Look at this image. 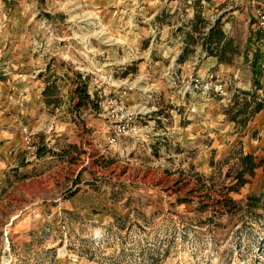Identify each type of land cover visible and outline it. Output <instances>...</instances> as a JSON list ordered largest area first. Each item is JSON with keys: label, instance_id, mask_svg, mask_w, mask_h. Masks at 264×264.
Listing matches in <instances>:
<instances>
[{"label": "rangeland", "instance_id": "374dc122", "mask_svg": "<svg viewBox=\"0 0 264 264\" xmlns=\"http://www.w3.org/2000/svg\"><path fill=\"white\" fill-rule=\"evenodd\" d=\"M197 11L201 31L220 17L234 48L207 73L222 93L198 95L212 104L213 171L192 164V143L172 154L177 113L195 102L189 77L200 75L202 40L184 41ZM262 14L264 0H0V264H264V108L238 113L264 100ZM77 75L91 99L79 108ZM52 81L59 89L44 97ZM113 93L136 117L112 144L115 118L100 102ZM200 124L184 141L205 142ZM123 146L143 155L129 159ZM242 148L259 166L227 192Z\"/></svg>", "mask_w": 264, "mask_h": 264}, {"label": "trees", "instance_id": "16d2710c", "mask_svg": "<svg viewBox=\"0 0 264 264\" xmlns=\"http://www.w3.org/2000/svg\"><path fill=\"white\" fill-rule=\"evenodd\" d=\"M201 0H194V4H199ZM204 21L200 11H197L194 14V21L191 24V30L187 31L186 34L184 35V41L188 44L195 42L194 34L198 33L200 36L199 38L202 40V48L206 52L207 55L209 56H214L217 58V60L220 63L223 62H228V54H231L234 52V48H232L233 44V39L227 36L224 32L221 18L218 17L215 19L213 23L210 24L208 30L201 31V28H199V24H201ZM188 54V48L185 49L184 54L180 56L179 62H182L185 60L186 56ZM260 58V55L258 54L257 50H255V53L253 55V59L251 61V65L253 67V74H254V84L258 88L259 83L256 79V76L258 75L257 67L256 65L258 64V59ZM255 66V67H254ZM81 75H77V79L79 80V83L76 84L73 92L75 95L78 96V102L76 104V107L79 108L82 105L86 104V102L90 99V95L87 92V82L86 79L81 81ZM57 90L56 84L54 81L52 83H48L43 91L42 95L44 97H51L55 96V91ZM47 103H54V99H47ZM254 105L249 104L248 101L245 100V108L243 111H238L239 114H244L247 117H251L253 114L259 112L264 108V100L262 103H258L255 101H252ZM237 114H234L231 116L232 118H235ZM246 117V118H247ZM245 123V122H244ZM243 152H239V168L236 171L235 174V183L232 185H229L226 189L227 192L236 190L238 186H241L247 182V179L245 178V175H250L252 176L254 174V171L257 169L259 164L255 161V157L250 154H242ZM213 165V163H212ZM230 203H233V200L231 198L227 199Z\"/></svg>", "mask_w": 264, "mask_h": 264}, {"label": "crops", "instance_id": "0c3cea01", "mask_svg": "<svg viewBox=\"0 0 264 264\" xmlns=\"http://www.w3.org/2000/svg\"><path fill=\"white\" fill-rule=\"evenodd\" d=\"M189 63L187 64V66H189ZM222 66L223 65L217 60L216 57L209 56V55L206 54V52L202 51V60L198 64L197 70H198V74L204 75V74H207L208 71H210V70L213 71L216 68L222 69ZM77 81L79 82L78 79H77ZM76 84H77V82L75 83L74 88H75ZM74 88L72 89V91L70 89V93H72L73 96H75V93L73 92ZM57 89H59V88L57 87ZM94 90L97 91V89H95V88H94ZM87 92L89 93L90 91L88 90ZM99 92L100 91H97V93H99ZM190 98L194 99V101H195L194 104L192 106H190V105L187 106L189 108H187V107L185 108V109H187V111H185L183 113V115H180V113H177L179 118H182L183 121H185V122L182 123L183 126H180V125L177 126V128H178L177 132H179L180 135H181V137L178 140L182 143V145L181 146H174L172 148V150H173L172 154H173V156H178L179 154H182L181 151L182 152L186 151L185 147L187 146V145H184L183 143L184 142L192 143L195 146V151H193V152H191L189 154V156H190L189 159L194 160L192 164H195V166L197 167L198 163L199 164L201 163V165H202V163H204L203 169L205 171H213V165H212V163H213V155H212V153H213V148H214V139H213V123H214V119L212 118V114L211 115L208 114L209 109L206 107L208 104H210V105H212V104H211V102H209L208 99L204 100L203 98H200L198 96V94H195V93H190ZM199 98L201 99L200 101L198 100ZM75 99H76V97H75ZM202 101H204V103H202ZM198 111H203L204 115H200L201 116V120L200 121L191 120L192 117ZM159 112H162V111L159 110ZM163 112L166 113V111H163ZM261 112H262V110H260L259 112L255 113L254 115H259V114H261ZM161 115H163V117H164L163 122L165 123V121H167V119L165 118V117H167V115L164 116L165 114H163V113ZM179 118L177 119V121H179ZM184 118H187V119H184ZM158 120H160V117H158ZM164 123L162 125V128L165 129L166 128V123H165V126H164ZM169 123H171V122L169 121ZM199 123L204 124V130L206 132L205 140H204L205 142H203V139H202L201 135L199 136L200 139H199V137L198 138L194 137L193 139H187L186 141H184V138H191L192 135H188V137H187V136H185L183 134H185V133L188 134L187 133V130H189L188 128H191L193 125L196 126ZM95 124H96L95 133H98L99 135H102L106 131L105 128H104V125L102 123H100V122L95 123ZM174 126L176 127V124L172 125L170 128H175ZM255 126L257 128L262 127V125H255ZM199 127L201 128V126H199ZM208 128H209V133H208ZM208 135H209V139H208ZM182 138H183V141H181ZM162 140L164 141V143L169 142L168 140H165V139H162ZM257 140L258 139L254 140V138H251V141H253L254 143H256ZM262 141H263V139L260 140V143H259L260 145L262 144ZM94 142H95L94 145L96 146V144H97L96 142H99V139H95ZM143 145L144 144H142V147H144ZM242 149H243V154H246L247 153L246 150H244V148H242ZM132 150H133L132 148L131 149H127V147L123 146L122 152L124 153L125 151H127V154H128L130 152L132 153ZM134 150H135L134 153H132V154L130 153L129 155H126L127 158H129V159L130 158H136L138 156H142L143 155L142 153L139 152L138 147H135ZM248 153H250V154L252 153L250 148H248ZM196 170H197V168H196Z\"/></svg>", "mask_w": 264, "mask_h": 264}, {"label": "built area", "instance_id": "2783aa9c", "mask_svg": "<svg viewBox=\"0 0 264 264\" xmlns=\"http://www.w3.org/2000/svg\"><path fill=\"white\" fill-rule=\"evenodd\" d=\"M259 27L261 29V32L264 35V14L260 15ZM193 64H196V62L194 61ZM211 79H212V76H208L207 74L190 76L188 83H187V87H186L187 89L185 92L188 94L195 93L201 97L207 96L209 90H212V89L217 92L222 93L223 89H222L221 82L217 79H214V80H211ZM116 91L117 93L119 92L126 93L125 90L121 91V88L119 87ZM260 92L262 93V96H264V89H260ZM117 93H113L109 97V99L106 98L100 102L101 105L104 102L106 105L107 104L109 105L111 109L109 110L108 114L112 118H115L112 122L113 123L112 134L108 138L109 143H112V144L116 143L120 137L129 135L132 132H135L134 121H135L136 116L132 112H124L117 107L116 105L117 98L114 95ZM98 97L101 98L100 95ZM24 134H25L24 141L27 143L28 148L31 150H34V146L31 145V139H30L29 134L26 132V129H24Z\"/></svg>", "mask_w": 264, "mask_h": 264}, {"label": "water", "instance_id": "95a60500", "mask_svg": "<svg viewBox=\"0 0 264 264\" xmlns=\"http://www.w3.org/2000/svg\"><path fill=\"white\" fill-rule=\"evenodd\" d=\"M184 51H185V49H184ZM180 58V57H179Z\"/></svg>", "mask_w": 264, "mask_h": 264}]
</instances>
